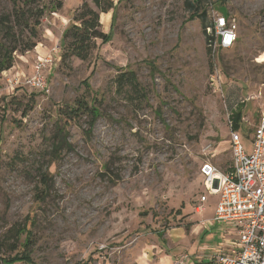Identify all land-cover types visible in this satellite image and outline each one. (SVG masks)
<instances>
[{"label": "rangeland", "instance_id": "1", "mask_svg": "<svg viewBox=\"0 0 264 264\" xmlns=\"http://www.w3.org/2000/svg\"><path fill=\"white\" fill-rule=\"evenodd\" d=\"M51 1H41L48 10L37 45L53 59L43 71L46 91L27 84L37 47L0 73V242L16 224L32 232L17 253L6 242L0 264L17 254L32 262L16 264H180L185 255L211 264L217 242L206 246L198 236L205 215L197 209L207 196L200 212L208 216L215 197L200 169L229 168V122L241 120L245 148L264 114V0H204L208 25L220 13L239 28L236 45L214 61L209 29L191 17L187 0H113L102 24L110 40L98 41L87 61L66 62L63 33L82 0H63L56 13ZM11 11V1L0 0V15ZM129 71L147 101L129 86L119 90L118 75ZM83 99L102 113L92 130L87 116L61 114ZM60 129L68 145L51 163ZM47 171L53 185L40 202Z\"/></svg>", "mask_w": 264, "mask_h": 264}, {"label": "built area", "instance_id": "2", "mask_svg": "<svg viewBox=\"0 0 264 264\" xmlns=\"http://www.w3.org/2000/svg\"><path fill=\"white\" fill-rule=\"evenodd\" d=\"M212 36L209 44L214 60L221 52L232 49L239 38L235 18L220 13L213 14ZM58 53V49H54ZM53 63L52 55L38 57L35 74L27 80L32 88L46 91L47 82L43 71ZM220 74L214 75L218 85ZM231 129L232 165L222 172L210 162H205L200 174L208 195H218L215 221L230 225L238 234V241L229 248H219L211 264H264V114L254 129L252 150L247 152L242 144L240 133ZM207 196L202 195L204 204ZM200 208H203L202 205ZM189 257L183 256L180 264H188Z\"/></svg>", "mask_w": 264, "mask_h": 264}, {"label": "trees", "instance_id": "3", "mask_svg": "<svg viewBox=\"0 0 264 264\" xmlns=\"http://www.w3.org/2000/svg\"><path fill=\"white\" fill-rule=\"evenodd\" d=\"M12 3V11L0 15V73L10 70L14 66L15 55L33 51L40 42V27L42 25V18L45 11L48 10L46 6L41 5L42 0H10ZM92 5L87 0H82V6L74 12L72 23L65 29L63 33L64 54L62 56L63 62L75 57L82 61H87L93 51L97 49V42L106 43L110 40L111 34L106 33L102 29V24L109 18V13L115 11V3L113 0H90ZM204 0H187V6L191 17L198 18L204 27V31L213 27L212 24H207V11L202 9ZM63 7V0H52L49 10L53 13L61 10ZM229 15V14H224ZM212 36L210 33L206 37L207 46L211 43ZM210 50V49H209ZM119 90H124L126 86L132 89L136 99L147 101V95L142 88L135 72L129 71L120 73L116 79ZM92 103L86 99L78 100L74 107H68L67 110L61 112L62 115L72 119L78 115H85L90 119L89 127L92 130L96 124L97 118L102 114L100 109L95 105V100ZM242 116V114H241ZM240 116V117H241ZM66 118V117H65ZM240 119L233 121L234 130L240 129ZM64 129H60L59 134L61 140L54 145L53 152L54 159L51 163L56 161V158L68 143L65 139ZM53 185V177L50 172H44L40 175L38 184L39 193L38 201L44 202L50 193ZM31 230L28 229L27 222L16 224L11 227L4 234V240L0 242V250L5 246L9 240L14 243L7 246L8 253H17L21 247V238L23 235H28L24 247L28 246L30 242ZM6 254V253H5ZM7 264H16L18 262L32 261L30 258H20L18 254L11 259L3 260Z\"/></svg>", "mask_w": 264, "mask_h": 264}, {"label": "crops", "instance_id": "4", "mask_svg": "<svg viewBox=\"0 0 264 264\" xmlns=\"http://www.w3.org/2000/svg\"><path fill=\"white\" fill-rule=\"evenodd\" d=\"M39 47H37V50H36V52L38 53V57H40L41 55H43L42 52L39 51ZM46 56H48V55L46 54V55L41 56V57H46ZM261 117H258V119H256V122L254 123L256 125H255L254 128H256L259 125L260 120H261ZM251 137H253V135H251ZM229 145H230V149L232 151L231 143ZM245 150L247 152H250L252 150L251 143H250L249 146L245 147ZM231 165H232V163H231ZM231 165H230V167H231ZM229 168H227L224 171H222V170L221 171L222 172H226ZM213 197H215V203L213 204V208H212L211 214H209L207 216L205 214V212H206L205 208H204V210L202 212H200V209H202V208H198L197 209V212L199 214L205 215L204 216V222H202V225L199 226V232H198V236L199 237H202V238L204 237V239H205L203 241V244L205 243L206 246H209L208 245V239H210V238H212V240H215L217 242L216 243V247L214 249H211L213 251L210 250L213 253V256H214L215 253H216V251L219 248H222V247L225 248V249L226 248H229L230 246H232L233 244H235L238 241V238L239 237H238V234L231 228L230 225H226V224L219 223V222H216L215 221V219H214L215 218V211H216V206H217V203H218L219 198H218V195H214ZM207 202H208V199H207V201L205 203H207ZM199 206H201V205H199ZM202 207H204L203 204H202ZM166 263L167 264H173L172 263V258H168L166 260ZM188 264H194V262H193V260L191 258L189 259ZM196 264H210V263L203 262L201 260L200 262H197Z\"/></svg>", "mask_w": 264, "mask_h": 264}]
</instances>
